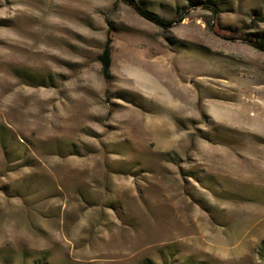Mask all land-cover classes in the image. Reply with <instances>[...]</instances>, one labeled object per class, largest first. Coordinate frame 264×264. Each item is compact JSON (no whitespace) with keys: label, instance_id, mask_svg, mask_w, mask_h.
Masks as SVG:
<instances>
[{"label":"rangeland","instance_id":"obj_1","mask_svg":"<svg viewBox=\"0 0 264 264\" xmlns=\"http://www.w3.org/2000/svg\"><path fill=\"white\" fill-rule=\"evenodd\" d=\"M135 1L0 0V264H264V0Z\"/></svg>","mask_w":264,"mask_h":264},{"label":"trees","instance_id":"obj_2","mask_svg":"<svg viewBox=\"0 0 264 264\" xmlns=\"http://www.w3.org/2000/svg\"><path fill=\"white\" fill-rule=\"evenodd\" d=\"M127 4L133 7V9L146 20L159 25L161 27H170L173 22L178 19H165L153 11L148 10L143 4L135 0H123ZM180 17V16H179ZM242 38L247 40L251 45L259 50H264V37H255L253 39L246 37V35H240ZM111 43H112V33L110 30L107 31L106 40L102 46L101 53L98 55V60L101 66V74L103 76L104 82L106 85H109L111 82ZM107 91V89H106Z\"/></svg>","mask_w":264,"mask_h":264}]
</instances>
